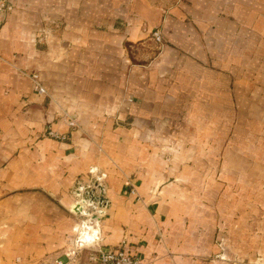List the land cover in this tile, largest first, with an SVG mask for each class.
Returning a JSON list of instances; mask_svg holds the SVG:
<instances>
[{
	"label": "crops",
	"instance_id": "0c3cea01",
	"mask_svg": "<svg viewBox=\"0 0 264 264\" xmlns=\"http://www.w3.org/2000/svg\"><path fill=\"white\" fill-rule=\"evenodd\" d=\"M10 2L0 264L57 261L75 231L72 186L92 167L105 177L104 247L125 242L140 264H226L224 230L232 247L264 253V0ZM155 28L160 55L138 45L128 62L125 43Z\"/></svg>",
	"mask_w": 264,
	"mask_h": 264
},
{
	"label": "rangeland",
	"instance_id": "374dc122",
	"mask_svg": "<svg viewBox=\"0 0 264 264\" xmlns=\"http://www.w3.org/2000/svg\"><path fill=\"white\" fill-rule=\"evenodd\" d=\"M168 3H178L181 0H165ZM165 8V7H164ZM154 31H159L161 34V39L158 41L153 37V32ZM46 39V38H44ZM167 44V40H165V38L162 35V32L159 28H155L153 30H151L150 32L147 33V35L143 38L140 39L136 42H129V43H125V51L127 53V61L131 62L133 60V56L134 53L138 50V45L140 46L139 50H144L145 48L149 49L151 52V56L149 57V60H153L154 58L158 57L161 53V51L163 50V48L165 47V45ZM119 108L122 106H118ZM124 107V106H123ZM62 114V113H61ZM68 114H62L60 117H57V120L60 121H66V118L68 117ZM118 115H116V120L120 121L119 118L117 117ZM70 118V117H68ZM75 118V117H74ZM76 119V123L77 125L73 127V129L71 130H82L81 124L79 122V120L77 118ZM126 122V125H130L131 124V120L130 121H124ZM57 133V132H56ZM58 135H60V137H54L56 139L59 140H67V135L64 138H61V136L63 134L57 133ZM48 136H50L49 134H47ZM173 140V139H172ZM169 144V143H168ZM167 144V146H168ZM169 150L170 152L172 151V153H175V150L169 146L168 149L166 146L161 145L159 151H166ZM222 169L221 166L217 167V170L220 171ZM91 171L95 170V173H98L97 175H100L98 172V168L96 169V167H92L90 169ZM95 173H91L89 172V178L87 182H83V181H78L75 184H73L72 186V191L74 192V194L76 196H78V201L76 203H74L70 208H65V210L71 215V217L73 218L74 224L76 223L75 226V231L78 232V236L80 238V240H83L86 237H91L94 234L97 233V231L99 230V228L93 224V218L92 216L87 219H84L82 216H78L75 214H84V215H88L86 206L88 204L91 203V205L88 206L89 212L94 215L95 217L98 216L99 212H98V208L103 209L105 207H101L98 203L96 202H90L89 199V195L88 193L91 192L93 190V195H97L99 193V185H102V182L105 180V177L99 181L96 180L97 175H95ZM104 190V188H103ZM104 194V192H103ZM107 200V198H106ZM78 205H82V209L80 210L78 208ZM108 207V206H107ZM99 209V210H100ZM75 213V214H74ZM80 220V221H79ZM81 225L83 226V228L80 230ZM80 231V234H79ZM219 232H222V229L219 230ZM223 233H225V231L223 230L222 235H220L219 237H217L216 242L219 244H223V248L225 246L224 249H229V251H224L221 254V257L224 256L223 261H225L226 264H264V253L259 251V249H257V251L253 254V256L251 254H247L245 252H243L241 249H239L238 247H232L231 245L228 244L227 240L225 239V236L223 235ZM221 234V233H220ZM74 231L73 229L71 230L70 234L68 235V240H67V244L63 247V251L61 253H59L58 258L56 259L57 261H61V264H95L91 259H90V254L93 253V248L92 247H85L82 249H78L76 247L75 244V249L73 248L72 245V239L74 238ZM226 240V241H225ZM226 245H225V242ZM246 254V255H244ZM251 255V256H248ZM57 261H48L46 262V264H59Z\"/></svg>",
	"mask_w": 264,
	"mask_h": 264
},
{
	"label": "built area",
	"instance_id": "2783aa9c",
	"mask_svg": "<svg viewBox=\"0 0 264 264\" xmlns=\"http://www.w3.org/2000/svg\"><path fill=\"white\" fill-rule=\"evenodd\" d=\"M174 1H177V0H174ZM12 9H13V4L10 2V0H0V27L4 23L7 14ZM153 37L159 41L161 39L160 32L154 31ZM39 89L42 90L41 88ZM67 123L71 127H74L77 125L75 118H68ZM49 135L52 137H56V138L60 137V135H58L53 130L49 131ZM64 137H65L64 135L61 136V138H64ZM94 172L95 170L91 171V173H94ZM103 178H104V174H100V175H97L96 180L101 181ZM89 205H91V203L86 206L88 215H84L80 213L79 214L74 213V214L78 216H82L84 219H87L88 217L90 218L92 216L93 224H96L97 221L95 219V216L89 212V209H88ZM95 226L98 227V225H95ZM82 228L83 226L81 225L80 230ZM74 233L75 235H74V238L72 239V245H73L72 249H75L76 247L78 249H82L85 247H92L93 253L90 254V259L95 264H140V260L127 250L125 242L120 243L118 246H115V247H104L101 244L102 238H101L100 230H98L97 233L94 234L93 236L86 237L83 240H80L78 236V232L74 231ZM79 234H80V231H79ZM75 244H76V247H75ZM57 262L61 264V261H57Z\"/></svg>",
	"mask_w": 264,
	"mask_h": 264
},
{
	"label": "water",
	"instance_id": "95a60500",
	"mask_svg": "<svg viewBox=\"0 0 264 264\" xmlns=\"http://www.w3.org/2000/svg\"><path fill=\"white\" fill-rule=\"evenodd\" d=\"M99 193L97 195H93V190L91 192L88 193L90 199V202H96L98 203L101 207H107L108 206V201L106 200L103 192V186L99 185Z\"/></svg>",
	"mask_w": 264,
	"mask_h": 264
}]
</instances>
